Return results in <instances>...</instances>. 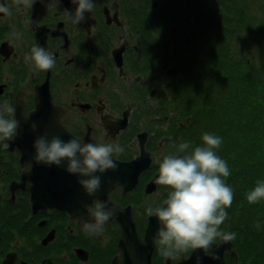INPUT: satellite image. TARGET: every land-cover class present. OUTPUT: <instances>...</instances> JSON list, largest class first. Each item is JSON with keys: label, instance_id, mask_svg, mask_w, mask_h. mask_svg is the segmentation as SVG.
<instances>
[{"label": "flooded vegetation", "instance_id": "flooded-vegetation-1", "mask_svg": "<svg viewBox=\"0 0 264 264\" xmlns=\"http://www.w3.org/2000/svg\"><path fill=\"white\" fill-rule=\"evenodd\" d=\"M93 3L85 20L73 24L66 19V11L74 14L76 7L71 0H43L39 11L33 5H21L17 10L14 0H0L11 12L0 13V105L9 103L14 109L11 118H15L16 104L22 100L24 113L30 115L36 107V89L47 83L54 105L62 111L63 126L78 139L119 144L124 152L112 158L121 162L138 157L142 150L147 153L149 161L138 182L122 196L123 202L134 206L129 234L149 250L150 264H194L189 259L191 251L175 258L160 255L153 243L157 230L149 229L150 216L144 207L149 197L152 206L166 198L169 189L155 182L159 161L172 150L173 142H187L173 130L177 121L180 125L191 122V114L167 103L155 118L147 120L136 107L142 110L146 95L166 99L153 82L163 79L170 85L171 77L183 74L172 61L177 47L184 46L187 54L196 53L193 39L196 47H202L198 35L205 34L202 28L217 23L226 0ZM167 7H172L175 15L170 16ZM33 45L56 57L55 68L36 70L25 62ZM12 53V68L3 72L1 66ZM9 140H0V264L126 263L125 242L120 246L124 228L117 218L105 224L102 234L86 236V220L68 211L33 207V182L25 179L22 184L23 175L30 176L32 163H22L20 149L8 145ZM148 184L151 191L146 189ZM117 191L120 188L114 193ZM232 246L239 251L234 241ZM222 256L229 263L228 250Z\"/></svg>", "mask_w": 264, "mask_h": 264}, {"label": "clouds", "instance_id": "clouds-1", "mask_svg": "<svg viewBox=\"0 0 264 264\" xmlns=\"http://www.w3.org/2000/svg\"><path fill=\"white\" fill-rule=\"evenodd\" d=\"M14 2L19 10L21 5L30 7L36 0ZM71 2L76 5L74 14L66 11V19L73 24L84 21L85 12L94 8L93 0ZM0 13L11 14L5 4H0ZM24 60L36 70H50L56 66V57L44 47L36 45L32 46ZM13 112L9 103L0 105V140L11 139L17 133L19 122L11 118ZM31 127L35 130V123ZM200 139L201 143L197 145L186 141L178 144L173 142L170 145L172 150L159 161V175L155 182L169 191L160 204L148 205L146 213L158 220L159 227L153 243L164 257L175 258L181 253L201 249L205 255L217 259L218 256L212 250L213 245L218 247L236 238L235 232L223 231L221 228L228 219L227 209L232 206L235 195L232 186L227 183L231 168L217 152L223 140L211 132H203ZM33 147L36 162L56 166L66 162V171L77 175L84 192L93 197L101 188L98 173L114 171L117 164L113 155L124 152L119 144L84 142L78 138L65 141L55 135L49 139L47 134L38 136ZM245 198L249 204L264 201V179H257L245 193ZM84 208L90 218L83 223L86 236L102 234L105 224L117 212L107 201L98 198H94L91 204H85ZM262 223L257 218L254 227L259 230Z\"/></svg>", "mask_w": 264, "mask_h": 264}, {"label": "trees", "instance_id": "trees-1", "mask_svg": "<svg viewBox=\"0 0 264 264\" xmlns=\"http://www.w3.org/2000/svg\"><path fill=\"white\" fill-rule=\"evenodd\" d=\"M252 8L249 0H226L224 12L217 18L223 25L208 32L204 57L200 58L204 48L196 47L193 39L197 50L194 71L198 68L207 75L201 113L191 111V122L200 131L193 135L191 122L180 125L177 121L173 133L177 136L176 130H182L179 136L197 145L204 132L202 116L204 123L210 120L224 127L225 143L237 154L227 178L235 195L224 227L236 233L240 255L247 257L244 264H264V223L259 230L254 227L257 218L264 222V201L249 204L245 198L255 181L264 179V13Z\"/></svg>", "mask_w": 264, "mask_h": 264}, {"label": "water", "instance_id": "water-1", "mask_svg": "<svg viewBox=\"0 0 264 264\" xmlns=\"http://www.w3.org/2000/svg\"><path fill=\"white\" fill-rule=\"evenodd\" d=\"M40 2H43V0H36V3L33 4V7L36 8L35 10L39 11ZM35 106V109L30 115L25 117L23 116V110L25 107L24 103L16 105L19 115L17 116L19 127L12 145L13 147L17 145L21 150L22 163H32L30 176L26 177L23 175L22 184L25 183V179H29L33 182L31 189L34 208H58L61 211H68L83 220H88L90 218L85 211L84 205L91 204L94 197L89 196L84 192L81 185L78 183L77 175L70 174L66 171V162H63L60 166H56L38 163L34 160L35 148L33 147V143L38 136L47 134V138L50 139L55 135L65 141L73 138L63 129L60 123L59 108L54 105L52 101V96L47 83L40 85L36 90ZM33 123L36 125L35 130L31 127ZM84 142L92 141L87 139ZM113 160L117 164V168L114 171L108 170L102 174L98 173L101 177V188L95 193V197L107 201L110 207H113V205L107 199L106 192L108 193L109 189L114 187L115 181L113 180H116L115 176L119 174L121 182L119 180L118 183L129 185L132 189L138 182L139 175L144 170L149 158L148 154L142 150L138 157L133 158L130 161L121 162L114 158ZM83 215L88 216V218L83 217ZM117 219L121 222L123 228H126V232L132 230V224L130 223L131 215L120 216ZM126 222H128V224H126ZM152 225H159L158 220L154 215L150 217L149 229H153ZM123 234H125V231H123ZM134 239L136 242L138 241L137 237ZM123 241V236H121V247ZM122 248L124 249L125 259H127L128 254L132 252L130 245L124 243ZM225 250H230L232 255L231 264L234 261L239 260L238 252L232 247V242H227L219 244L218 247L213 245V251L218 258H211L210 264H218L220 262L224 264V257L222 255ZM193 256L196 259L199 257L198 264H202V261L205 260V254L201 249H195L193 251ZM144 264H150V260L148 259Z\"/></svg>", "mask_w": 264, "mask_h": 264}, {"label": "bare ground", "instance_id": "bare-ground-1", "mask_svg": "<svg viewBox=\"0 0 264 264\" xmlns=\"http://www.w3.org/2000/svg\"><path fill=\"white\" fill-rule=\"evenodd\" d=\"M166 10L170 16L175 15L172 7H167ZM152 34H154V33H152ZM202 48H204V47H202ZM13 53L8 54L7 56L5 55L7 58V61L5 62L6 65L3 64L1 66V70L3 72H5V71L10 72V70L12 68L10 66V64L13 63ZM193 56H194L193 54H187L185 52L184 46H178L177 47V52L174 55V57L172 58L173 59L172 61L175 63V65L179 69L182 70L183 74L179 73L175 77H171L170 78V82H171L170 85H167L166 80H163V79H159V80H156L153 82L155 85L159 86V88H158L159 90H161L163 93H165L166 99L162 100L158 97H150L149 96L150 97L149 98V97H147V95L143 96V98L146 100L145 106L142 108V110L140 109L139 106H137L136 108L138 109V111L141 114H143L145 116V118L147 120L155 118V116L158 115V110L161 109L162 107H166L167 103L171 104V105L172 104L178 105L182 108L181 111H187V113L188 112L191 113V111H192V113H194L196 111H198V114L201 113L200 106L205 101L204 97L201 96V93L203 90L205 91L207 89V87L205 85V84H207V75L204 71H201L198 68H197L196 72L194 71V68H196L197 65H196L195 58ZM198 60L199 59L197 58V61ZM186 73H189L190 76L187 75ZM198 95H199V97H198ZM199 99L201 101H199ZM59 113H60V116H59V118H60L61 113H62V111L60 109H59ZM202 118H203V122H202L203 123V131L204 132H211V133L214 132L216 135H218L222 138L223 143H222L221 147L217 150V152H218V155H220L223 159H225L227 161L229 167L231 168L232 166H234L237 163V154L234 153L232 147L229 144L227 145L225 143L226 139H228V135L225 133L226 131L224 130V127L219 122L215 123V121L207 120L204 123L205 117L202 116ZM189 122L190 121H186V123H189ZM60 123H61V125L65 131H67L73 138H77L68 129H66L63 126L61 120H60ZM191 125L194 128L191 129L189 127V131L193 135L198 130L200 131V129H198L195 126L194 122H191ZM181 132H182V130L177 129L176 130L177 136H179ZM200 133L202 134L203 132H200ZM87 139H89V138L84 137L80 140L86 141ZM91 141H92V139H91ZM193 144L196 145V143H194V141H193ZM115 179L116 180H113V181H115V183H118L119 180L121 182L119 174H117L115 176ZM234 180H232L231 184L235 185L236 183ZM227 183L230 185V181H227ZM238 186H239V184H238ZM117 188H120V191H117L116 193H114V191ZM232 188H233V190L235 189V187H232ZM124 191H131V188L129 187V185L120 183L119 185H115V187L112 189V191L110 193H109V191H108V193L106 192L107 199L111 202L113 207L117 209L116 215L112 219H110L107 223H109L113 219L118 218L120 216H127V215H131L133 213V207H134L133 204L131 202H123L122 201L123 200L122 196H123ZM83 217L88 218V216H85V215H83ZM126 224H128V222H126ZM124 231H125V234H123V240H124L123 243L125 242V244H127V245L129 244L132 252L128 254V258L126 259V263H122V264H144V262L148 261V259L150 257L149 250L143 248V245L140 244L138 241L136 242L134 239V236L132 237V235L129 234L130 232H128V231L126 232V228L124 229ZM127 234H128V236H127ZM233 241L235 242V240H233ZM228 252L230 254V256H229L230 260L228 263V260L226 261L224 258V264H231V256L232 255L230 253V250H228ZM246 258H247L246 256L240 255L241 260H236L232 264H244V259H246ZM190 261H194L196 263H199V261H197V259L193 255L190 258ZM218 264H222V263L220 262Z\"/></svg>", "mask_w": 264, "mask_h": 264}, {"label": "rangeland", "instance_id": "rangeland-1", "mask_svg": "<svg viewBox=\"0 0 264 264\" xmlns=\"http://www.w3.org/2000/svg\"><path fill=\"white\" fill-rule=\"evenodd\" d=\"M249 2H250V4L252 5V3H253V11H254V9H258V10H261V12L262 13H264V7H260V3H263L264 4V0H256L255 1V4H254V0H249ZM255 7V8H254ZM218 21H219V19H218ZM217 21V23H215L212 27L210 26V27H207V28H205V29H203L202 28V31H205V34L204 35H200L199 33H197V34H199L198 35V43H202L203 45H202V47H204V51L201 53V55H200V58L201 57H204L206 54H205V51L206 50H208V45H207V35H208V32H210L211 31V29L214 27V26H217L218 25V27L219 28H221L222 27V25L223 24H221V22H218ZM188 25H189V23H188ZM195 30H196V26H195ZM187 75H189L190 76V74L189 73H186ZM213 75H214V77H216V75L213 73ZM217 78V77H216ZM1 99V98H0ZM151 204H153V199L151 198V197H149V198H147L146 200H145V202H144V207H146V206H148V205H151ZM221 228H224V225H222V227Z\"/></svg>", "mask_w": 264, "mask_h": 264}]
</instances>
